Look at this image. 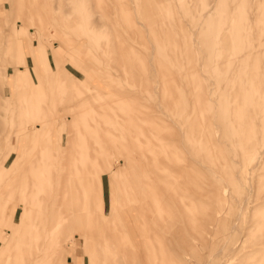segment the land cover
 <instances>
[{
	"label": "rangeland",
	"instance_id": "1",
	"mask_svg": "<svg viewBox=\"0 0 264 264\" xmlns=\"http://www.w3.org/2000/svg\"><path fill=\"white\" fill-rule=\"evenodd\" d=\"M0 8V264H264V0Z\"/></svg>",
	"mask_w": 264,
	"mask_h": 264
},
{
	"label": "bare ground",
	"instance_id": "2",
	"mask_svg": "<svg viewBox=\"0 0 264 264\" xmlns=\"http://www.w3.org/2000/svg\"><path fill=\"white\" fill-rule=\"evenodd\" d=\"M29 4H32V5H35V2H36V0H26ZM1 9V8H0ZM16 40L17 41H20L21 43H23V41H22V39H19V37L18 38H16ZM40 53V55H41V52H39ZM192 105H194V103L192 102ZM73 113H75L74 112V110L72 111ZM89 115V114H88ZM76 119H78V116L77 115H75L74 114V116H73V120L72 121H74V123L76 122ZM72 124V123H71ZM90 125H88V127H89ZM86 128V130H88L89 128ZM37 128H39V127H37ZM91 129V128H90ZM39 130H40V128H39ZM93 130V129H92ZM87 133V132H86ZM85 134H83L82 135V137H80L79 138V145H80V150H78L79 151V156H81V157H84L83 158V161L84 162H86V163H84V166H83V164L82 165H80V166H82L83 168L80 170V171H88L90 168H91V160H92V153H93V148H92V143L90 142V140L91 139H89V138H87L86 136H84ZM25 138L29 141V140H34V138H35V133L33 132V133H29V134H26L25 135ZM47 146H48V139H47V135H46V132L45 131H42V140H41V144H40V149L41 150H46V148H47ZM39 148H35V150L36 151H38V150H40ZM262 155H264V152H260V154H259V157H261ZM259 157H254V158H249L248 159V163L249 164H251V163H255L254 162V160L255 159H258ZM137 159V158H136ZM136 163L138 164L139 162H137L136 161ZM142 165V164H141ZM139 166H140V163H139ZM81 168V167H80ZM255 168V167H254ZM250 170V169H249ZM186 171H187V169H186ZM178 185V184H177ZM180 186V185H179ZM178 186V187H179ZM181 188H183V187H181ZM183 190V189H182ZM185 190H187L186 189V187H185ZM103 201V200H102ZM106 203V202H105ZM178 203V202H177ZM113 204H114V202H113ZM148 204V203H147ZM9 205V204H8ZM150 206V205H149ZM162 212V211H161ZM4 214H5V212H4ZM149 216V215H148ZM9 217V216H8ZM227 242V241H226ZM224 245L225 244H221V248L217 251L218 253H221L222 254V252H223V250H224ZM258 246V245H257ZM211 260V259H210ZM212 262H209L208 264H211Z\"/></svg>",
	"mask_w": 264,
	"mask_h": 264
}]
</instances>
